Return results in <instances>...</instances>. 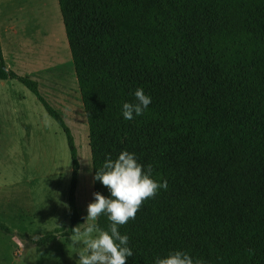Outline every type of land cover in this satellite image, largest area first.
Listing matches in <instances>:
<instances>
[{
	"label": "trees",
	"instance_id": "trees-1",
	"mask_svg": "<svg viewBox=\"0 0 264 264\" xmlns=\"http://www.w3.org/2000/svg\"><path fill=\"white\" fill-rule=\"evenodd\" d=\"M56 3L87 127L92 195L111 198L93 177L106 154L122 151L167 182L118 226L133 251L126 264L177 250L201 264H264V0ZM5 79L35 97L67 146L68 227L32 242L42 247L82 222L76 150L37 83L7 69L0 51ZM137 88L151 103L126 120L122 105L135 102ZM93 223L109 230L105 214Z\"/></svg>",
	"mask_w": 264,
	"mask_h": 264
},
{
	"label": "rangeland",
	"instance_id": "rangeland-1",
	"mask_svg": "<svg viewBox=\"0 0 264 264\" xmlns=\"http://www.w3.org/2000/svg\"><path fill=\"white\" fill-rule=\"evenodd\" d=\"M10 1L11 21L23 41L19 49L9 48L20 60L6 58L8 69L37 83L72 136L78 163L74 200L82 219L78 227H85L93 223L85 221L93 202L87 127L57 3ZM9 84L8 93H0V264H80L85 245L74 246L71 236L42 247L32 243L55 229L67 230L70 162L56 122L24 86Z\"/></svg>",
	"mask_w": 264,
	"mask_h": 264
},
{
	"label": "clouds",
	"instance_id": "clouds-1",
	"mask_svg": "<svg viewBox=\"0 0 264 264\" xmlns=\"http://www.w3.org/2000/svg\"><path fill=\"white\" fill-rule=\"evenodd\" d=\"M134 97L135 102L122 105L126 120L142 115L151 103V98L141 88L135 90ZM152 171L151 165L139 164L134 153L122 151L115 160L106 154L102 168L96 171L93 180L105 186L111 198L93 193L94 202L87 206L85 221L94 222L105 214L110 222L109 230H100L95 223L87 224L83 231L78 226L71 229L73 245H85L83 253L78 254L80 264H126V259L133 256L128 246L129 237L121 235L118 226L134 219L143 202L154 197L158 189L166 190L167 182L154 181ZM154 264H201V261H194L187 252L177 250L164 258H156Z\"/></svg>",
	"mask_w": 264,
	"mask_h": 264
},
{
	"label": "crops",
	"instance_id": "crops-1",
	"mask_svg": "<svg viewBox=\"0 0 264 264\" xmlns=\"http://www.w3.org/2000/svg\"><path fill=\"white\" fill-rule=\"evenodd\" d=\"M10 2H11L10 0H0V51L3 62L7 69L9 63H7L6 58L11 59L13 63L20 60V53L18 51L11 52L9 51V48L11 46H16V48L19 49V44L21 43L22 40L21 34L18 32V29L14 27V24L11 21L13 15L8 11ZM61 29L63 30L62 24H61V28H59V31L62 33ZM9 81H12V79L0 80L1 94L8 93V90L4 88V86L5 83H7V86H10ZM9 90L11 91V89ZM10 97H7V100L5 101L10 102Z\"/></svg>",
	"mask_w": 264,
	"mask_h": 264
}]
</instances>
